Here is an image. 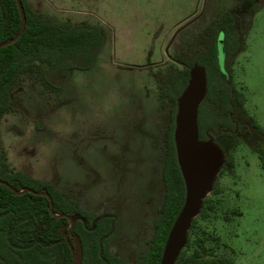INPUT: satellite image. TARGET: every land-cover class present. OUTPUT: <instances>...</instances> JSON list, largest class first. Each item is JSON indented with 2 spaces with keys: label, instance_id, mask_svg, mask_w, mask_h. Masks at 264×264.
Instances as JSON below:
<instances>
[{
  "label": "rangeland",
  "instance_id": "374dc122",
  "mask_svg": "<svg viewBox=\"0 0 264 264\" xmlns=\"http://www.w3.org/2000/svg\"><path fill=\"white\" fill-rule=\"evenodd\" d=\"M28 1L54 21L99 26L105 42L95 65L71 70L60 91L22 77L16 87L22 104L0 120L8 162L65 192L74 188L85 209H111L117 219L112 248L133 260L147 248L151 204L160 206L164 192L169 107L161 106L155 74L183 68L174 54L197 55L205 24L245 0ZM260 9L253 19L241 13L238 25L248 37L230 72L248 98L240 117L250 124L253 116L264 128V6ZM255 137V132L242 137L233 151L234 167L218 172L219 192L206 196L215 208L200 220L205 254L234 264H264V166L252 150Z\"/></svg>",
  "mask_w": 264,
  "mask_h": 264
},
{
  "label": "trees",
  "instance_id": "16d2710c",
  "mask_svg": "<svg viewBox=\"0 0 264 264\" xmlns=\"http://www.w3.org/2000/svg\"><path fill=\"white\" fill-rule=\"evenodd\" d=\"M21 1L26 17L24 31L16 41L0 48V120L22 103V95L16 92V87L23 76L35 79L49 91H60L72 69L87 70L95 65L104 43L97 26L87 21L60 23L35 10L28 0ZM20 26L21 15L16 1L0 0V43L13 37ZM217 33L218 29L208 27L201 34L205 46L201 56L187 52L177 54L176 58L184 67L172 68L155 76L161 106L169 107V117L164 131V192L160 206L155 202L151 204L152 232L148 249L133 260L112 251L114 217L84 209L73 192H64L51 180L12 169L0 138V264H73L75 239H78L82 251L81 264L160 263L167 234L185 197L173 132L177 98L187 84L189 69L195 63L205 68L207 82L206 95L198 107L199 138L214 139L218 124L223 118L229 120L232 95L230 84L219 67ZM256 127L264 133L263 128ZM237 144L238 141L233 140L232 148ZM259 157L264 166V150L259 151ZM233 166V155L226 152L220 174ZM24 188L47 192L58 216L51 211V202L46 195L19 192ZM218 192L219 184L215 181L211 193ZM214 208L210 197H205L174 264H234L230 258L205 254L207 238L199 231L200 220L207 219ZM75 214L83 219L75 221L70 229L69 217Z\"/></svg>",
  "mask_w": 264,
  "mask_h": 264
},
{
  "label": "water",
  "instance_id": "95a60500",
  "mask_svg": "<svg viewBox=\"0 0 264 264\" xmlns=\"http://www.w3.org/2000/svg\"><path fill=\"white\" fill-rule=\"evenodd\" d=\"M21 15L19 31L10 39L0 43V48L16 41L24 31L26 17L21 0H15ZM220 63L222 64L221 41ZM207 91L205 68L195 63L189 69L187 84L176 102L173 139L177 163L184 181L185 197L182 207L177 214L163 247L159 264H174L184 248L192 220L199 214L203 199L212 191L216 176L224 163V151L213 139H200L198 131V107ZM12 188L7 182H3ZM31 191L46 195L53 203L47 192H36L24 188L19 192ZM58 216V214L54 213ZM70 229L77 219H83L79 214L70 216ZM73 264H81L82 251L78 239L73 248Z\"/></svg>",
  "mask_w": 264,
  "mask_h": 264
},
{
  "label": "flooded vegetation",
  "instance_id": "af4514ba",
  "mask_svg": "<svg viewBox=\"0 0 264 264\" xmlns=\"http://www.w3.org/2000/svg\"><path fill=\"white\" fill-rule=\"evenodd\" d=\"M256 4H257V6H256ZM260 6L261 7L264 6V0H256V1L245 0L241 5H235L234 7H228V8H231L232 10L226 12L223 15L221 14L219 16L217 15V16L211 18L205 24L202 31L198 34V44H199L200 51L197 55L192 54L187 50H180L174 54L173 59H175L176 61H178L182 64V62L180 60H178L175 56V55L180 54L182 52H187V53L192 54L194 56H201V54L203 53V49L205 47L204 43L202 42L201 34H203L204 31L208 27L218 29V33H217V36L215 39L216 46H217V57H218V61H219L220 70L224 74V77L228 80V84H230V92L232 95V104H231V111L229 112V120H225L223 118L222 122L218 124V127L215 130V136H214L213 140L223 149L224 157H225L226 152H231L233 155V151L237 148L242 137H247L248 135L252 134V132H255L256 137L254 138L252 150L256 154L257 158L259 159V161L261 163V160L259 157V151L261 152L264 150V133H261L257 129L256 125L260 126L261 128H263V127L258 123L257 119L253 116L249 117L250 124L244 122L243 119L240 117L239 110L240 109L245 110V106H246L248 98H247V95H245V92L243 90L235 87V85L232 81V75L230 72L231 71V65L235 61L236 56L245 48L246 40L248 37L247 30L244 28H241L238 25V23L240 22V19L244 18V17H242L241 13L245 12V11L248 12L249 19H251L252 17L255 16V14L257 12H259L261 10ZM206 9L204 10L203 13L198 14V15H202V14L206 13ZM249 19L247 17L246 22H248ZM251 22H249L248 25H250ZM91 25H94V24H91ZM94 26H97V25H94ZM97 27L100 29V31L102 33V29L99 26H97ZM102 35H103V33H102ZM220 41H221V50H222V59H223L222 64L220 63V46H219ZM104 42H105V40H104ZM183 67H184V65H183ZM176 69H178V68H176ZM157 73H162V72H157ZM70 74H71V71H70ZM156 74H155V76H156ZM69 79H70V77H69ZM68 80L66 82H68ZM155 81H156V79H155ZM64 86H65V84H64ZM22 99H23V97H22ZM263 130H264V128H263ZM235 139L238 141V144L233 149L231 145H232V141ZM224 141H228V148L225 147L226 144H224ZM233 161H234V156H233ZM261 165H262V163H261ZM233 167H229L225 171H227ZM71 192H73L77 196V192L74 188H71L70 191L66 192V193H71ZM77 199H78V196H77ZM87 210H89V209H87ZM92 211H97V210H92ZM98 212H104L105 214H108L109 216L112 215L114 217V222H115L114 232H113L114 238H113V241L111 244V250L116 252L112 248L113 247L112 245H113V242L115 239V234H116V228H115L116 227V221H117L116 214L111 209H106L104 211H98ZM77 220H82V219H77ZM150 237H151V235H150ZM148 241H149V239H148ZM147 249H148V245H147V248L145 250H147Z\"/></svg>",
  "mask_w": 264,
  "mask_h": 264
}]
</instances>
